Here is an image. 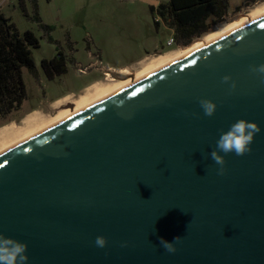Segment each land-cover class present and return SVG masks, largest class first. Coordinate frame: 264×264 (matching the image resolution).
<instances>
[{
  "label": "water",
  "instance_id": "95a60500",
  "mask_svg": "<svg viewBox=\"0 0 264 264\" xmlns=\"http://www.w3.org/2000/svg\"><path fill=\"white\" fill-rule=\"evenodd\" d=\"M260 64L264 16L0 154V233L27 264H264ZM241 118L261 132L218 175L210 152Z\"/></svg>",
  "mask_w": 264,
  "mask_h": 264
},
{
  "label": "rangeland",
  "instance_id": "374dc122",
  "mask_svg": "<svg viewBox=\"0 0 264 264\" xmlns=\"http://www.w3.org/2000/svg\"><path fill=\"white\" fill-rule=\"evenodd\" d=\"M37 1L41 20L54 28L53 39L60 43L68 58L75 54L79 66L70 62L68 74L50 81L42 68V62L57 56V45L49 42L39 24L33 20L31 0H0L1 13L11 20L19 33L24 35L30 31L40 41V47L32 49L39 79L36 80L27 70H23L28 100L19 112L11 115L5 123H0V129L14 123V132L0 139V150L16 140L20 141L27 133L38 131L58 117L73 111L82 101L95 102L102 96V89L115 87L122 81L140 75L147 68L154 67L158 56L178 51L170 55L173 57L188 47L168 45L173 38V31L157 13L153 15L148 3L142 0ZM166 2L158 0V5ZM263 2L235 12L237 7L243 5V0H230L225 21L210 33H219L228 23L240 15L249 14ZM68 42L74 45L75 53L68 48ZM148 56L151 57L134 69V73L127 70L128 74L132 73L134 76H122L115 82L101 80L104 72L131 67ZM90 65L88 73L79 72V67ZM95 82L100 83L98 90L91 87L83 93L87 86ZM70 94L77 97L56 102Z\"/></svg>",
  "mask_w": 264,
  "mask_h": 264
},
{
  "label": "trees",
  "instance_id": "16d2710c",
  "mask_svg": "<svg viewBox=\"0 0 264 264\" xmlns=\"http://www.w3.org/2000/svg\"><path fill=\"white\" fill-rule=\"evenodd\" d=\"M156 1L158 0H147L151 13H157L173 31L175 46L186 47L225 21L230 0H164L167 2L159 5L155 4ZM262 1L264 0H243V5L237 7L235 12ZM31 2L34 8L33 20L39 24L49 42L57 45V56L42 62L45 75L52 81L68 74L69 63H75V54L72 58L67 57L60 43L52 37L54 28L41 20L38 1ZM156 25L158 26L157 23ZM39 47L40 41L34 33L28 31L21 35L0 10V123H5L11 115L19 112L28 100L23 70H27L36 80L39 79L32 51ZM68 48L75 53L72 43L68 42Z\"/></svg>",
  "mask_w": 264,
  "mask_h": 264
},
{
  "label": "clouds",
  "instance_id": "9594fccd",
  "mask_svg": "<svg viewBox=\"0 0 264 264\" xmlns=\"http://www.w3.org/2000/svg\"><path fill=\"white\" fill-rule=\"evenodd\" d=\"M250 71L258 75L261 78V82H264V64L250 66ZM229 81H231L230 90H234L236 82L232 81V78L227 75L222 78L223 83H228ZM199 105L204 115L208 117H212L217 110V104L211 99L201 98ZM260 132L261 128L257 122L243 118L233 122L226 131L221 130L216 141V147L210 152L211 159L215 164L219 165L217 174L224 175L225 173V156L229 154L236 156L250 154L252 151L251 145L256 135ZM220 153H224V155ZM180 241V236L174 237L171 242L161 238L160 244L167 252L174 253L176 251L175 245ZM95 245L99 248L106 247V237L97 236ZM27 252L28 245L26 242L0 233V264H27L29 259Z\"/></svg>",
  "mask_w": 264,
  "mask_h": 264
},
{
  "label": "bare ground",
  "instance_id": "6f19581e",
  "mask_svg": "<svg viewBox=\"0 0 264 264\" xmlns=\"http://www.w3.org/2000/svg\"><path fill=\"white\" fill-rule=\"evenodd\" d=\"M263 16H264V2L262 4H259V6H257V8H255L249 14L238 16V18L236 20H234V21L228 23L226 26H224V28L219 33H209V34L205 35L203 38L197 39L194 43H192L190 46L184 48L180 53L175 54L173 57H171L170 55H173L174 53H177L178 51H172L168 54L158 56L157 60H156L157 62H155L154 67L147 68L140 75L135 76L134 78L129 79L127 81H122L121 84L116 85L115 87L102 89V91H101L102 96L100 98H98L95 102L86 103L85 101H82L81 103H79L77 108L74 109L73 111H70V112L58 117L55 121L50 122L48 125H46L45 127H43L42 129H40L38 131L27 133V135L24 138H22L20 141L16 140L12 144L3 147L0 150V154L5 153L6 151L18 146L19 144L38 136L39 134L46 131L47 129H50L51 127H54V126L64 122L68 118L84 111L85 109H88L89 107L93 106L94 104L107 99L108 97L120 92L121 90H123L125 88L130 87L131 85L140 81L141 79H143V78H145V77H147V76H149V75H151L157 71H160L161 69L165 68L169 64H171L177 60H180L182 58L187 57L188 55L210 45L211 43L217 41L218 39L224 37L225 35L230 34L236 30H239V29L249 25L250 23L260 19ZM128 73L129 72H127V71L121 72L122 75H129ZM99 84L100 83L95 84L93 86V88L98 90L100 88ZM13 126H14V123L1 128L0 129V139L2 138V136L8 135V134H11V132H14Z\"/></svg>",
  "mask_w": 264,
  "mask_h": 264
},
{
  "label": "flooded vegetation",
  "instance_id": "af4514ba",
  "mask_svg": "<svg viewBox=\"0 0 264 264\" xmlns=\"http://www.w3.org/2000/svg\"><path fill=\"white\" fill-rule=\"evenodd\" d=\"M150 57L151 56H149V58ZM149 58H147L145 61H147ZM145 61H143V62L142 61L141 62L139 61L137 64H134L133 66H131L129 68V70L134 73V71H135L134 69H136L137 67H139ZM90 68H88V70L84 74L88 73L90 71ZM122 76H126V75H122L120 71H106V72H104L102 74V79L101 80L102 81H105V82H107V81H109V82L110 81L115 82L117 79H121ZM131 76H133L132 73H130L129 75H127V77H131Z\"/></svg>",
  "mask_w": 264,
  "mask_h": 264
},
{
  "label": "crops",
  "instance_id": "0c3cea01",
  "mask_svg": "<svg viewBox=\"0 0 264 264\" xmlns=\"http://www.w3.org/2000/svg\"><path fill=\"white\" fill-rule=\"evenodd\" d=\"M147 58H149V56L146 57L145 59L141 60V61L143 62V61H145ZM141 61H140V62H141ZM75 65H78V63L76 62V57H75ZM129 67H130V66H129ZM129 67L126 66V67L119 68L118 71H120V72L127 71V70L129 69ZM113 71H115V69H113ZM97 83H98V82H95V83H93V84L87 86V87L83 90V93H85L88 89H90L91 87H93V86H94L95 84H97ZM81 94H82V93H81ZM76 97H77V96H75L74 94H70V95H67V96H65V97H63V98L57 100L56 102H61V101L69 100V99H74V98H76Z\"/></svg>",
  "mask_w": 264,
  "mask_h": 264
},
{
  "label": "built area",
  "instance_id": "2783aa9c",
  "mask_svg": "<svg viewBox=\"0 0 264 264\" xmlns=\"http://www.w3.org/2000/svg\"><path fill=\"white\" fill-rule=\"evenodd\" d=\"M168 45H169V46L175 45L174 40L171 39L170 42L168 43ZM78 66H79V65H78ZM91 66H92V65H90V66H88V67H85V68H81V67H79V72L82 73V74H84V73L88 70V68H90Z\"/></svg>",
  "mask_w": 264,
  "mask_h": 264
}]
</instances>
